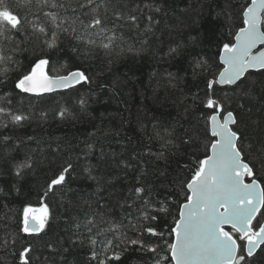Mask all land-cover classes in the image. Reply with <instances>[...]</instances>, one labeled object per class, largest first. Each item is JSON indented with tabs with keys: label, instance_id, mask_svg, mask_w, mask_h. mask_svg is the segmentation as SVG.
<instances>
[{
	"label": "snow or ice",
	"instance_id": "6c2138e0",
	"mask_svg": "<svg viewBox=\"0 0 264 264\" xmlns=\"http://www.w3.org/2000/svg\"><path fill=\"white\" fill-rule=\"evenodd\" d=\"M161 12L163 8L156 0H0V84L7 82L13 66H19L16 55L26 51L22 45L28 43H38L42 48L55 51L59 50L64 38H71L75 43L70 51L74 54L94 56L99 49L109 58V63L116 49L138 55L142 49L130 44L124 48L128 43L124 30L143 37L142 45H149L160 23L152 13ZM218 15L226 20L231 18L232 8L227 0ZM237 15L242 18V26L231 33L234 43H223L219 55L223 67L207 81L206 98L202 101L209 111L203 114L205 126L199 138L207 141L205 150L210 154L199 161L191 179L182 184L187 189L186 202L180 206L179 217L170 227L168 236L171 239H165V232L156 227H145V222L150 225L159 219L152 214L153 188L146 178L137 177L136 186L130 188L123 199L117 198L121 210L117 218L109 211V200L115 197L114 192L109 189L107 198L99 196L105 184L101 177L92 175L91 167L84 171L87 179L96 182L91 194L95 200L84 201L88 208L82 216L71 218L70 230H66L65 236L49 237L47 230L55 214L44 201L49 193L55 195L57 189L66 185L67 176L73 171V165L66 163L47 182L39 205L29 203L21 210L3 205L0 221L11 222L13 216L18 215L17 228L29 238L26 246L19 244V251L12 250L19 264H78L75 253L86 245L89 254L85 264H120L124 254L133 248L152 253L154 258L164 249L167 255L155 259V264H264V223L257 220V216L264 219V187L253 178L257 171L264 172V141L245 144L247 136L239 115V111L247 107L242 101H251L257 96L264 99V0H245ZM181 54L179 43L169 45L163 54L159 46L154 52L161 61L174 60ZM49 64L50 59L42 56L30 71L17 77L14 88L21 96V104L25 98L32 97L42 103L60 90L90 83V77L82 70L50 75ZM204 67L206 62L197 61L193 74ZM253 74H258L257 79L251 78ZM167 75L168 83L173 84L175 75ZM217 85L227 86L223 99L216 97ZM193 99L200 97L197 95ZM86 103L83 98L78 101L81 109ZM34 104L29 99V106ZM0 105H4L0 106V127H22L32 118L30 112L26 114L20 107L13 108L7 96L0 98ZM247 111L251 108L247 107ZM55 115L64 120L71 113L67 108H60ZM41 116L46 119L48 112L42 111ZM154 131L156 137L165 140L163 147L173 143L161 135L156 125ZM165 133L171 137L175 128H166ZM9 139L4 137L5 141ZM190 142H194L191 136L183 140L185 144ZM35 163L31 155L25 154L22 160L13 162L12 170L22 179L26 170H34ZM245 177L252 178L251 182L245 183ZM107 183L111 184L112 180ZM158 211L167 213L168 209L161 207ZM226 226L230 230H226ZM130 232L136 235L131 236ZM144 233L158 240L145 243L141 238ZM35 238L43 241L41 247L48 252L42 259L36 255L37 249L32 242ZM9 239L13 245L18 243L17 236L9 232L0 241V247L7 248Z\"/></svg>",
	"mask_w": 264,
	"mask_h": 264
},
{
	"label": "trees",
	"instance_id": "16d2710c",
	"mask_svg": "<svg viewBox=\"0 0 264 264\" xmlns=\"http://www.w3.org/2000/svg\"><path fill=\"white\" fill-rule=\"evenodd\" d=\"M156 2L163 12L152 13L160 23L155 27L156 35L151 37L150 46L142 45L143 37L124 30L128 41L124 48L130 44L135 49H142L138 55L116 49L112 63L99 49L94 56H79L70 51V46L75 43L71 38H64L59 50L55 51L42 48L38 43L22 45L27 50L16 55L20 64L13 66L7 82L0 84V98L7 96L13 108L20 107L26 114L30 112L32 118L22 127H0V157L3 158L0 160V216L4 214V204L16 210L29 203L39 205L47 182L63 165L71 163L73 171L67 176L64 188L57 189L55 195L49 193L44 201L55 214L47 230L49 237L65 236L66 230H70L71 218L82 216L88 208L84 201L95 200L91 194L96 182L87 179L84 171L91 167L92 175L101 177L105 184L99 196L107 198L109 189L114 192L115 197L109 200V211L117 218L121 216L117 198L123 199L127 191L136 186L137 177L146 178L153 188L152 214L159 219L150 225L145 222V227H156L165 232V239H171L168 236L170 227L179 217L180 206L186 202L187 189L182 184L191 179L199 161L209 154L205 150L207 141L199 138L205 126L203 114L209 111L202 103L206 98L207 81L223 67L219 61L220 50L223 43H234L231 33L242 26V18L237 12L245 0H227L232 8V16L227 20L218 15L226 0ZM177 43L182 45V54L176 59L161 61L154 55L158 46L163 54L169 45ZM42 56L50 59V75L82 70L90 77V83L53 93L42 103L32 97L25 98L21 104L14 82L18 76L30 71L33 63ZM197 61L206 62V67L197 69L194 75L193 65ZM168 73L175 75L173 84L168 83ZM257 76L253 74L251 78L255 80ZM216 88V97L223 99L227 86L217 85ZM197 95L200 99L194 100ZM81 98L87 101L83 109L78 104ZM29 99L35 102L34 106H29ZM242 102L251 108L250 112L247 107L239 111L247 136L245 144L264 141V99L257 96ZM60 108H67L71 115L64 120L57 118L55 112ZM42 111L48 112L46 119L42 118ZM154 125L173 143L163 147L165 140L156 137ZM173 127L175 133L168 137L165 129ZM5 136L10 139L5 141ZM189 136L194 142L183 143ZM25 154L31 155L36 163L34 170H26L21 179L15 176L12 164L22 160ZM256 178L264 187V172L257 171ZM108 180L112 183L108 184ZM95 207L93 203L92 208ZM161 207H166L167 213L159 212ZM18 220L19 216L15 215L11 222L0 221V225H7L0 227V241L9 232L18 240L13 245L9 239L7 248L0 247V264H19L12 250L19 251V244L26 246L29 242V238L19 232ZM257 220L264 222L260 216ZM141 238L145 243L158 240L147 233ZM32 242L37 249L36 255L41 259L48 255L41 247L42 240L35 238ZM88 254L87 245L78 249L75 253L78 264H85ZM165 255L164 249H160L154 258L152 253L133 248L124 254L120 264H155V259Z\"/></svg>",
	"mask_w": 264,
	"mask_h": 264
},
{
	"label": "water",
	"instance_id": "95a60500",
	"mask_svg": "<svg viewBox=\"0 0 264 264\" xmlns=\"http://www.w3.org/2000/svg\"><path fill=\"white\" fill-rule=\"evenodd\" d=\"M234 42H235V41H234ZM222 66H223V65H222ZM77 86H78V85H77ZM77 86H76V87H77ZM220 87H224V86H220ZM68 90H70V89H68ZM61 91H66V90H60V91H58V92H61ZM209 154H210V153H209ZM253 178L257 179L256 176L253 177ZM251 179H252V178L245 177V183H250V182H251ZM257 181H258V183L261 184V187H263L262 183H261L258 179H257ZM221 210H222V209H221ZM257 218H258V216H257ZM254 222H255V221H254ZM254 222H253V223H254ZM227 229H229L228 226H226V230H227ZM258 252H259V250H258Z\"/></svg>",
	"mask_w": 264,
	"mask_h": 264
}]
</instances>
